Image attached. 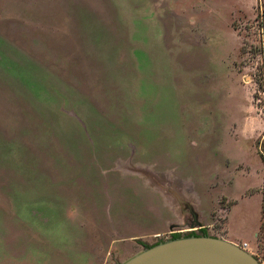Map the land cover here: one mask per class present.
<instances>
[{"label": "rangeland", "instance_id": "374dc122", "mask_svg": "<svg viewBox=\"0 0 264 264\" xmlns=\"http://www.w3.org/2000/svg\"><path fill=\"white\" fill-rule=\"evenodd\" d=\"M263 137L264 0H0V264H264Z\"/></svg>", "mask_w": 264, "mask_h": 264}, {"label": "water", "instance_id": "95a60500", "mask_svg": "<svg viewBox=\"0 0 264 264\" xmlns=\"http://www.w3.org/2000/svg\"><path fill=\"white\" fill-rule=\"evenodd\" d=\"M181 212L192 217L191 227L202 228L199 215L188 201L176 196ZM174 225L170 227L172 229ZM118 264H260L245 248L226 239L205 234L177 236L138 250Z\"/></svg>", "mask_w": 264, "mask_h": 264}, {"label": "trees", "instance_id": "16d2710c", "mask_svg": "<svg viewBox=\"0 0 264 264\" xmlns=\"http://www.w3.org/2000/svg\"><path fill=\"white\" fill-rule=\"evenodd\" d=\"M257 144H258V147H259V154H260L262 160L264 161V137H263V139H262L260 142H258ZM203 232H204V234L206 233L205 230H204ZM177 236H178V234L173 235V237H177Z\"/></svg>", "mask_w": 264, "mask_h": 264}, {"label": "built area", "instance_id": "2783aa9c", "mask_svg": "<svg viewBox=\"0 0 264 264\" xmlns=\"http://www.w3.org/2000/svg\"><path fill=\"white\" fill-rule=\"evenodd\" d=\"M240 246L246 249L247 248V243H242Z\"/></svg>", "mask_w": 264, "mask_h": 264}, {"label": "flooded vegetation", "instance_id": "af4514ba", "mask_svg": "<svg viewBox=\"0 0 264 264\" xmlns=\"http://www.w3.org/2000/svg\"><path fill=\"white\" fill-rule=\"evenodd\" d=\"M191 222H192V220H191ZM190 225H191V223H190ZM192 233H195V232H192ZM192 233H188V234H192ZM176 234H178V236H180V232L179 233L178 232L177 233H174V235H176Z\"/></svg>", "mask_w": 264, "mask_h": 264}]
</instances>
